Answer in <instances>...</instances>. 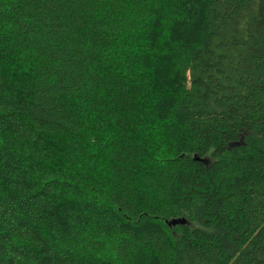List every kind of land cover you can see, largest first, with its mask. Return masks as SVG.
Here are the masks:
<instances>
[{"label":"trees","instance_id":"16d2710c","mask_svg":"<svg viewBox=\"0 0 264 264\" xmlns=\"http://www.w3.org/2000/svg\"><path fill=\"white\" fill-rule=\"evenodd\" d=\"M0 264H264V0H0Z\"/></svg>","mask_w":264,"mask_h":264},{"label":"water","instance_id":"95a60500","mask_svg":"<svg viewBox=\"0 0 264 264\" xmlns=\"http://www.w3.org/2000/svg\"><path fill=\"white\" fill-rule=\"evenodd\" d=\"M194 159L197 160V157H195ZM184 222H185L184 219H177V220L174 219V220H172L170 223H171L172 225H175L176 223L184 224Z\"/></svg>","mask_w":264,"mask_h":264}]
</instances>
